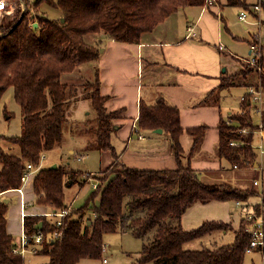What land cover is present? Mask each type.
Wrapping results in <instances>:
<instances>
[{"label": "trees", "instance_id": "16d2710c", "mask_svg": "<svg viewBox=\"0 0 264 264\" xmlns=\"http://www.w3.org/2000/svg\"><path fill=\"white\" fill-rule=\"evenodd\" d=\"M22 14L0 22V100L8 88L16 102L21 121L20 132L2 137L18 146L19 153H11L0 145V191L21 185L20 176L27 162L34 166L39 158L61 144L63 124L75 101L76 87L61 80L83 63L96 61L100 54L101 38L87 41L85 35L97 34L117 42L138 43L142 33L151 31L178 9L186 6H203L205 0H24ZM45 1L59 8L58 17L30 11ZM244 1L228 0L227 4ZM61 18L63 20H61ZM222 19V17H220ZM31 22H37L34 28ZM264 43L261 44V49ZM258 87L264 91V72L261 55L256 64ZM225 73L211 93L227 89L242 74ZM246 72L244 73V75ZM85 98L94 110L92 146L108 150L111 161L100 173L93 174L96 186L92 187L85 202L71 208L61 217L56 227L45 214H25L23 230L32 241V235L42 233L35 252L48 255L47 264H77L80 259H100L103 235L107 232L130 231L143 240L136 261L139 264H243L244 248L250 239V221L241 218L233 230L231 243L217 247L186 248L185 243L218 231L232 229L223 220L205 219L197 227L183 228L181 216L196 202L246 201L257 194L253 186L236 188L228 182L204 183L191 166V157L199 150L206 128L205 123L183 128L177 106L163 95L153 104L138 101L136 128L153 131L161 128L168 137V149L174 158V167L143 169L126 165L111 143L118 129L116 120L123 107L107 110L105 102L110 95L100 92L98 68L93 79L82 85ZM239 112L226 116L219 114L216 128L218 138L212 158L224 159L231 168L243 169L257 161L252 137L257 125L253 123L246 102V93ZM2 110L9 119L12 111ZM264 124V106L259 112ZM241 128H246L241 132ZM185 131L191 137L187 152L180 142ZM230 141L236 144L231 145ZM185 159V160H184ZM80 170L57 164L39 167L32 176L34 202L55 211L67 209L65 187L74 183ZM88 173V172H87ZM91 177V176H90ZM97 198L98 202L93 200ZM93 203L90 205L89 202ZM264 204V194L261 195ZM8 202L0 200V264H23V256L14 253L13 236L6 230ZM87 216L82 219L84 212ZM258 213V207L255 208ZM41 222L40 228L36 225ZM58 229L60 235L50 238L48 233Z\"/></svg>", "mask_w": 264, "mask_h": 264}, {"label": "rangeland", "instance_id": "374dc122", "mask_svg": "<svg viewBox=\"0 0 264 264\" xmlns=\"http://www.w3.org/2000/svg\"><path fill=\"white\" fill-rule=\"evenodd\" d=\"M30 1L35 2L36 0ZM227 1L228 0H214L215 7L218 8L219 6H222L224 10L227 11V15H224L226 17L227 24L229 20H235L234 17L237 18V14L241 10H247V8L252 5V3L256 2V0H240L244 1L245 4L248 5L246 8L244 5H242V3L227 4ZM25 5L26 3L24 0H13L10 12L6 16L0 18V22H6L7 18H15L16 15L22 14L23 10L25 9ZM200 9L201 7L199 6H189L184 10H188L186 12L189 15H192L193 12L197 13L200 11ZM30 12L33 15L44 13L46 16L53 18L58 17L61 14L59 8H54L45 1L40 2L37 8L31 10ZM249 15L251 14L249 13L248 16ZM175 16L176 15L173 13L170 17H168L164 23V26L172 28L175 27L177 24V19ZM250 30L247 32L249 35ZM253 30L256 29H252L251 32ZM223 32L224 36H229L226 35L225 31ZM95 37L101 38L102 44L100 48L105 49V53L102 56L101 62L104 68V79L108 82L106 87L109 89L108 92L113 91L115 93V99H112L106 106L108 107V110H111L114 108L116 109L118 105H122L121 107H125L127 111L125 125H123L122 128L118 130L111 139V143L117 150L116 152L118 155L120 154V159L123 160V162L128 166L146 169L174 167V158L169 152V149L167 151L168 154H164V152H159L161 155L156 154L158 149H163V147L166 145L168 146V137L165 133H162L159 137H155V135H151L152 133H150L149 130L138 129L136 128L135 124L134 129H131L130 126L133 121L135 107L137 106L139 96L142 97L145 102L149 101L151 99L150 95L153 92V88L155 86L153 83L156 81H167L169 79V72L168 74L165 72L166 69L161 67L160 62L147 64L146 58L141 57L140 54L138 56L135 54L138 60V62H135V59L131 57L133 50L127 45L124 46L110 43L103 35H85V39L87 41H92ZM220 44L223 46V50H220V53L223 54L224 59L222 68L225 67L230 71H234L238 67L242 68L239 74L254 71V77H252V79H249L250 75L247 77L248 79L246 82L248 86L246 87L245 92L250 86L257 88L258 74L256 66L250 64L246 60V58H248L249 50V42L246 40V38L235 39L229 36L226 37V39L221 38ZM233 54H236L238 57H232ZM261 56L263 57L264 62V48L261 49ZM98 62L99 60H94L88 63H83L79 65L74 71L62 74V81L68 84H73L76 87V93L74 95L76 99L72 103L67 118L63 124V136L61 144L55 148H52L51 150L46 151L45 153H42L43 156L40 155L39 164L34 167V171L36 172L39 167L52 164H61L65 165L69 169L81 171V173L76 175L74 183L65 187V202L69 207L62 210H65L66 213L70 211L71 208L81 206L85 202L87 195L92 189V183H96V178L93 177V174L100 173V169L105 167L112 159L110 151L97 149L92 146V143H90L94 136L93 132L90 130V128L94 127L95 125V120L93 118L94 110L90 100L84 97L85 91L81 86L85 81L93 79ZM242 88L243 87L236 86L229 88L228 91H221V93L224 92V95L218 99V103H216L213 99L217 97V92H213L210 94L209 100L200 102L198 104V107H201V114L205 119V121H201L199 124L205 123L209 125V129L203 142L204 150L210 151L216 142L214 125L217 123L219 113L223 116H226L228 112H234L239 109V96L242 97V93H245L244 89L242 90ZM136 90L139 91L137 93L138 97H136ZM5 95L6 96L4 97L2 103L5 104V108L7 110H12L15 112L17 109L13 110V107H16V105L11 93L8 91V93ZM163 97L165 96L163 95ZM249 99L251 103L249 109L252 121L257 125L258 128L260 118L257 108H263L264 106V91H260L257 94V100H253L250 95ZM254 104L255 106H253ZM17 116L18 112H15L13 116L7 119L1 107L0 134L4 135L18 131V122L16 121ZM262 125V127H264L263 123ZM138 134L143 135V137L139 138ZM126 136L128 137V140L125 142L122 139ZM260 138V132L255 130L252 137V145L256 148L262 146L260 143ZM4 141L5 140L0 137V145L3 147V149L11 153H19L18 146ZM180 142L184 149L189 148L190 140L185 131H183L180 135ZM145 149L153 151L154 155L141 154L137 156L134 154V152L136 154H140ZM70 151L72 153H70ZM155 151L156 153H154ZM258 157H260L259 153ZM203 165L204 162L202 163V166ZM28 182L29 181H27L23 186H26L27 188ZM8 199V208L6 212L7 222L10 223V229L17 231L13 232L12 236H18L22 232L19 225V207L15 192L11 193V196H9ZM93 202L97 203V198H95ZM93 202L90 201L89 204L91 205ZM33 204L34 201H30L27 208ZM231 204H233L232 201ZM235 208L236 207L234 205V209ZM53 211L55 210L50 209L49 207H47L45 211L48 213L46 216L51 221L56 219V217L51 214ZM87 212H91V210L87 209V211L82 214V219L87 216ZM238 215L239 214L236 213L234 217L238 218ZM229 223L232 229L226 231L225 233L221 234L216 231L204 235L198 239L189 241L185 243L184 246L186 248L197 249L202 247H217L231 243L234 239L233 230L239 225L236 223V225H233L232 222ZM142 242L143 240L135 237L128 230L107 232L103 235L102 243L105 245V247L102 249L101 258L98 260L83 258L80 259L77 264H139L136 261V258L139 250L141 249ZM252 255V253H244V259L248 260ZM23 257V262L25 260V264L36 263L43 260L46 261L48 259V255L33 253L31 250H26L23 253ZM102 258H105L106 261L102 262ZM145 264H151V262H147Z\"/></svg>", "mask_w": 264, "mask_h": 264}, {"label": "crops", "instance_id": "0c3cea01", "mask_svg": "<svg viewBox=\"0 0 264 264\" xmlns=\"http://www.w3.org/2000/svg\"><path fill=\"white\" fill-rule=\"evenodd\" d=\"M258 2L261 5V10L258 13H256L255 15H247L244 20L238 17V13L237 18L234 17L235 20H229L228 24L225 17L227 15V11L224 10L222 6H219L218 8L215 7L213 3V5L211 6H201L200 11L197 13L192 11V15H189L186 12L188 10H184L189 6L178 9L176 12H174V15H176L175 18L177 19V24L175 27L172 28L164 26V23L168 18L167 17L165 20L158 23L151 31L142 33L138 43L117 42L106 36L105 37L110 43L124 46L127 45L128 47H130L133 50L131 57L135 59V62H138L135 54H137V56L140 54L141 57H145L147 60V64L160 62L161 67H164L166 69L165 72L167 74L169 72V79L167 81H156L155 83H153L155 84V86L153 88V92L150 95L151 99L146 103L153 104L158 96L164 95L171 104L178 107L180 113L181 126L183 128L188 126H195L198 125L199 122L205 121L204 116L201 114V107H198V104L200 102H205L206 100H209L210 97H208L205 101H202L203 98L213 88L216 87L217 83L219 82L220 76L225 73H235L242 69L238 67L236 70L230 71L225 67L222 68V63L224 62V59L223 54L220 53V50H223V46L220 44V39H226V37L231 36L235 39L246 38V40L249 42L252 34L256 33L260 42L263 41L262 43H264V0H256L255 3ZM255 16L260 18V20L262 21L261 24L256 21ZM220 17H222V19ZM189 28H192L194 34H189ZM250 28L251 30H256H253L251 32ZM249 30L250 35L247 33ZM223 31H225L226 35L229 36H224ZM219 45H221L222 47L220 48ZM104 53L105 49H102L97 59L99 60V62L96 68H98V75L100 79V92L102 94L110 95L109 99L105 102L106 106L112 99H115V93L113 91L108 92L109 89H107L106 87L108 82L104 79V68L101 62ZM234 56L238 57L236 54H233L232 57ZM261 60L264 72V62L262 56ZM253 72L254 71H250L245 75L244 73H242L234 81V84L229 88L240 86L243 87L242 90L244 89L245 92L246 87L248 86L246 82L248 79L247 77L248 75H250L249 79H252V77H254ZM229 88L222 89L221 91H228ZM8 91L11 93L12 96L13 91L10 87L7 91H5L4 95L1 97L0 110L3 104L2 101ZM221 91H219L220 93H217L216 98H213L216 103H218V99L224 95V92L221 93ZM138 92L139 91L136 90V97H138ZM242 94L244 95V93ZM138 99L140 100L142 99V97L139 96ZM15 105L17 108L13 107V110L17 109L15 112H18V116L16 119V121L18 122V131L4 134L5 136L15 135L20 132L21 117L16 102ZM121 106L122 105H118L116 108ZM241 106L242 97L239 96V109L234 112H239L241 110ZM250 106L248 107V109L250 108ZM106 108L108 110L107 106ZM15 112L12 111V116ZM137 114L138 102L137 106L135 107L133 121L130 125L131 129L135 128L134 124ZM126 118L127 111L125 107H123V111L120 114V117L116 120V123L118 124V129L116 130V133L122 128L123 125H125ZM208 129L209 125L204 132V137L199 150L190 159V163L192 167L197 171L201 181L204 183L224 181L230 183L236 188L253 186L257 194L253 195L246 201H238V203H236L237 201L235 200L210 201L207 203L196 202L190 207H188L186 211L182 214L181 224L183 228L191 229L197 227L205 219H218L227 222H232L233 225H239L241 218L245 217L247 213L253 212L254 214H256V207H258V213L256 215H259L261 217L264 227V204H261V195L264 194V138H260V143L262 144V146L258 147L259 149L253 146L257 154L256 163H254L252 166H248L243 169H238L235 167L231 168L226 160L212 158L215 144L213 145V148L210 151H206L203 149V142L205 140ZM214 129L216 133L215 141H217L218 131L215 125ZM149 132L152 133L151 135H155V137H159L163 133L162 131ZM139 136L143 137V135L141 134H138V137ZM188 137L191 144V137L189 135ZM122 140L126 142L128 140V137L126 136ZM188 149H184V151L187 152ZM167 151L168 146L166 145L163 147V149H158V152L156 153L155 151L154 153L158 155H161L159 152H164V154H168ZM70 153L72 152L70 151ZM258 153L260 154V157H258ZM134 154L137 156L141 154L152 155L153 151L145 149L140 154H136L135 152ZM203 162L204 165L202 166ZM27 185V188L26 186H23L22 188L23 202H21L20 200L19 193L15 190H10L4 193L2 197L6 200V202H8V197L11 196V193L15 192V194L17 195L19 207L18 217L21 231L23 229V218L20 211L23 210L24 213L28 214H45L47 208L46 206L36 204L35 202L33 205L27 208L29 202L34 201L35 199L32 191L31 180H29ZM231 201L233 202V204H231ZM234 205L236 207L235 209ZM245 205H248V209H244ZM235 212L239 214L238 218L234 217L236 214ZM9 224V222L6 223V230L8 233L13 235V232L17 231H13L12 229H10ZM13 238L15 243L19 242V235H15L13 236ZM34 245H32L28 250H31L33 253H37L35 252L36 247ZM252 254L253 255L250 256L248 260L243 259V264H264V259L261 256V252L254 251L252 252ZM24 262L23 264H25ZM47 262L48 259L46 261L43 260L36 263L26 264H47Z\"/></svg>", "mask_w": 264, "mask_h": 264}, {"label": "built area", "instance_id": "2783aa9c", "mask_svg": "<svg viewBox=\"0 0 264 264\" xmlns=\"http://www.w3.org/2000/svg\"><path fill=\"white\" fill-rule=\"evenodd\" d=\"M12 3L13 0H0V18H2L3 16H6L12 7ZM214 0H205L204 3V7L205 6H211L213 5ZM261 10V5L260 3H254L252 4L249 8H247V10H241L238 14V17L242 20H244L247 15L253 14L255 15L256 13H258ZM256 17V16H255ZM256 21L261 24L262 21L260 20L259 17H256ZM30 25H32V22L30 23ZM189 34H194V32L192 31V28H189ZM261 44L262 42H260V40L257 37L256 33H253L250 40H249V52H248V58L246 59L247 62H249L252 65L257 64L260 55H261ZM219 47L221 48L222 46L219 45ZM262 91L260 88H254L253 86L248 87L247 91L245 92L247 97H246V102L249 104L250 106V99H249V95L253 98V100H257V94ZM242 99H244V96H242ZM255 106V104L253 105ZM261 107H259V109L257 108V112L259 114V112L261 111ZM262 123L259 121L258 123V128L256 130H258L261 134V137H264V127H262ZM241 132H245L244 128L240 129ZM141 137V136H139ZM231 145L236 144L234 141H230ZM41 156H43V154H41ZM34 165L31 164L30 162H27L25 164V167L22 171V174L20 176V181H21V185L13 188V189H5L0 191V200H2L3 198V194L10 191V190H15L16 192L19 193L20 195V200L21 202H23V198H22V188L23 185L29 181L32 176L35 174L34 171ZM96 183H92V187H95ZM238 203V201L236 202ZM244 209H248V205L244 206ZM27 214L24 213L23 210L21 211V215L22 217ZM48 213H46L45 215H47ZM52 215H54L56 217L55 221H54V225L56 227L61 225V217L66 214L65 210L62 211H53L51 212ZM245 218L247 220L250 221L249 227H248V231L250 233V239L248 244L245 246L244 248V253H252L254 251H259L261 252V256L264 259V250H263V246H264V227H263V223H262V219L259 215L254 214L253 212H249L245 215ZM22 233L19 235V242L16 243V245L13 247V252L16 253H20V255L23 256V253L28 250L32 245L36 246L39 245L41 239H42V233L41 232H37L34 235H32V241H29L27 234L25 233V231L22 229L21 231ZM60 235V232L58 229L54 230L51 233H48L47 236H49L50 238H56ZM105 247V245L102 243L101 244V248L103 249ZM106 259L102 258V262H105Z\"/></svg>", "mask_w": 264, "mask_h": 264}, {"label": "water", "instance_id": "95a60500", "mask_svg": "<svg viewBox=\"0 0 264 264\" xmlns=\"http://www.w3.org/2000/svg\"><path fill=\"white\" fill-rule=\"evenodd\" d=\"M61 20H63L62 18H61ZM37 26V22H33L32 23V27H36ZM102 49H100V51H101ZM154 132H161L162 131V129L161 128H157V129H154L153 130ZM51 167L52 168H56L57 167V165L56 164H52L51 165ZM6 201V200H5ZM40 226H41V222H39L37 225H36V228H40Z\"/></svg>", "mask_w": 264, "mask_h": 264}, {"label": "snow or ice", "instance_id": "6c2138e0", "mask_svg": "<svg viewBox=\"0 0 264 264\" xmlns=\"http://www.w3.org/2000/svg\"><path fill=\"white\" fill-rule=\"evenodd\" d=\"M0 6H2V5H0Z\"/></svg>", "mask_w": 264, "mask_h": 264}]
</instances>
